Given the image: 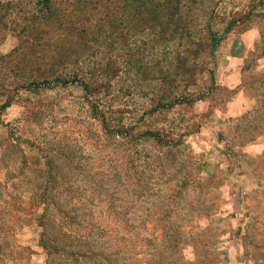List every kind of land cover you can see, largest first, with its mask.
<instances>
[{
  "label": "rangeland",
  "instance_id": "374dc122",
  "mask_svg": "<svg viewBox=\"0 0 264 264\" xmlns=\"http://www.w3.org/2000/svg\"><path fill=\"white\" fill-rule=\"evenodd\" d=\"M38 1L0 5V264H264V17L250 14L201 54L193 103L156 109V62L175 52L149 50L141 7L58 0L48 23ZM254 1L204 0L199 28L212 11L223 32ZM101 65L110 126L159 138L108 132L81 81L49 79Z\"/></svg>",
  "mask_w": 264,
  "mask_h": 264
},
{
  "label": "trees",
  "instance_id": "16d2710c",
  "mask_svg": "<svg viewBox=\"0 0 264 264\" xmlns=\"http://www.w3.org/2000/svg\"><path fill=\"white\" fill-rule=\"evenodd\" d=\"M57 1L58 0L38 1L40 9L43 12L45 11L46 18H48V20L51 19L50 21H48V23L52 22V17H54L57 13V9L55 7V3ZM203 1L204 0H127L129 4L135 7L134 9H138V6L141 7V9L139 8L138 10L140 11L139 14H142L143 16V18H141L142 21L145 25H147V29L155 30L154 35L151 38L153 44L149 43L151 45V48H149V50L152 48L155 49L164 46V48H167V50L169 51L167 53L173 54L175 52V58L173 61L175 62V68H177L176 71H171V69H169L173 66L172 60L169 61L167 58H165L163 59V61L161 60L158 63L156 62V64H159L161 68V76L159 77V82L165 84L162 89V93L158 94V91L160 90H155V93L157 94H153V97L151 99V101L153 102L152 106L155 105L156 109L170 108L179 103H193L197 98H193L194 94L189 91V87L191 85L197 84L198 73L205 69L204 63L199 62L198 59L200 58L201 54L208 52L213 55L219 47L221 41L225 37L226 33L232 30L238 23H242V21L244 22V19L250 14L259 13V16L264 17V6L261 5V2H264V0H255L250 6V10L243 13L236 12L228 22L223 32L213 29L212 19L214 17H217V14H213V12L211 11L207 14L208 16H206L208 18V21L204 25L205 28L202 30L201 28H199L198 20L200 19V16L199 12L196 9L198 7V4ZM0 5L7 6L8 8L12 4L4 2L1 3L0 0ZM32 17L35 18V16ZM34 22L36 23L37 20L33 19L32 21V39L34 40L35 44H40V39L38 37H40V33L42 31L40 26H35ZM0 25L5 26L7 25V22H1L0 20ZM76 29L78 30V35H82L81 37L86 34L87 28L85 26ZM22 32H24V28L20 29V33ZM262 35L263 37L261 40V48L262 53H264V27ZM184 40H186L187 42V50L177 52L175 49L171 50L170 48H168L171 44L173 45L175 41L181 42L182 45V42ZM148 42L150 41H146L145 44H147ZM101 43L104 44L105 39H103ZM87 44L89 45V43ZM186 54H188L189 56H186ZM190 59L192 60L191 64L189 62ZM164 61L166 62V64L162 63ZM101 67L102 71H100L99 74L96 72H89L86 74L87 76L82 77H67L66 75L62 77L61 75L55 76L53 74H50V76H53V78L49 79H53V81L55 82L63 83H69L75 80L81 81L85 94L89 97V100H91V107L93 111L96 112L97 115L99 113V116H102L103 124H105V126L109 130L108 132L122 137L132 136L136 138L141 135L147 134L151 137L159 138V133L157 131L146 130L143 133H139L134 131L132 128H128V126H124L122 124H119L118 126H110L112 121L110 120L111 116L108 115V112L109 105L111 104L106 103L107 101L104 100V98H107V96L104 95L103 92L101 94V88L107 83H110L108 82L110 80L108 74L106 73L108 65H105L104 67L101 65ZM208 70L211 75V79L214 80L215 75L213 70ZM101 73H103L102 77L108 78L107 81L103 80L104 78L96 77V74L100 76ZM149 79H152V77H150ZM48 81V79H35L31 83L37 86ZM177 88L178 90H176ZM7 106H9V104H4L1 109H5L7 108ZM44 219L45 217H39V225L43 228L42 236H45L44 233L47 230L44 223V221L46 220ZM44 244H46V242Z\"/></svg>",
  "mask_w": 264,
  "mask_h": 264
}]
</instances>
